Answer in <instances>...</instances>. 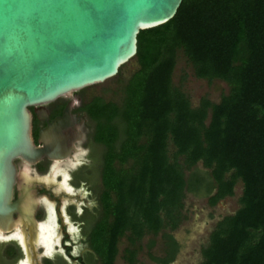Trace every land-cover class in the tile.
I'll list each match as a JSON object with an SVG mask.
<instances>
[{"label": "trees", "instance_id": "obj_1", "mask_svg": "<svg viewBox=\"0 0 264 264\" xmlns=\"http://www.w3.org/2000/svg\"><path fill=\"white\" fill-rule=\"evenodd\" d=\"M179 52L197 78L229 85L219 102L203 97L193 107L173 84ZM134 57L120 100L98 95L89 106L103 146L107 216L94 235L102 264H114L123 236L124 258L136 264L133 245L178 225L186 190L204 181L215 205L238 180L240 206L216 223L199 264H264V0H182L169 21L138 32ZM199 161L212 182L186 180Z\"/></svg>", "mask_w": 264, "mask_h": 264}, {"label": "water", "instance_id": "obj_2", "mask_svg": "<svg viewBox=\"0 0 264 264\" xmlns=\"http://www.w3.org/2000/svg\"><path fill=\"white\" fill-rule=\"evenodd\" d=\"M181 1L0 0V235L27 249L46 239L43 178L16 170L13 159H61L79 146L71 93L115 76L135 56L138 32L169 21ZM64 95L72 100L35 144L29 107L46 120L35 105Z\"/></svg>", "mask_w": 264, "mask_h": 264}, {"label": "flooded vegetation", "instance_id": "obj_3", "mask_svg": "<svg viewBox=\"0 0 264 264\" xmlns=\"http://www.w3.org/2000/svg\"><path fill=\"white\" fill-rule=\"evenodd\" d=\"M92 86L71 93L79 97L78 104L69 109L82 127L79 146L61 159L43 156L32 164L21 157L13 159L16 170L22 168L35 179L43 178L38 185L46 209V239L27 249L18 239L0 235V264H102L94 235L107 215L101 202L103 149L94 140L96 125L89 114L91 102L99 95L91 91ZM70 100V95H64L35 105L46 109V120L37 118L33 106L29 107L35 144L38 145V129L55 116L61 117Z\"/></svg>", "mask_w": 264, "mask_h": 264}, {"label": "rangeland", "instance_id": "obj_4", "mask_svg": "<svg viewBox=\"0 0 264 264\" xmlns=\"http://www.w3.org/2000/svg\"><path fill=\"white\" fill-rule=\"evenodd\" d=\"M137 67V61L133 57L119 68L115 76L94 84L91 91L102 95L107 100L119 101L124 83ZM172 82L186 94L193 107L197 106L203 97L217 103L229 91V85L223 80L213 79L209 81L197 78L193 73L191 64L181 52L177 55ZM101 147L103 149L102 145ZM169 151L170 153L173 152L172 145L169 146ZM194 173L201 177L204 176L212 182L209 170L202 165L201 161L197 162L191 169L185 170L186 180ZM194 178L199 181L201 179L197 175ZM204 186L196 191L186 190L183 199L182 218L174 229L165 227L156 234L146 233L133 245L136 248V264L200 263L202 249L207 245L211 231L220 219L233 214L239 208V198L242 193V182L238 180L231 196H226L215 205H210L206 194L207 187ZM170 243H174L176 247L174 256L168 262H163L162 259L169 255ZM127 246L130 244L126 237H121L114 264H128L124 258V248Z\"/></svg>", "mask_w": 264, "mask_h": 264}]
</instances>
